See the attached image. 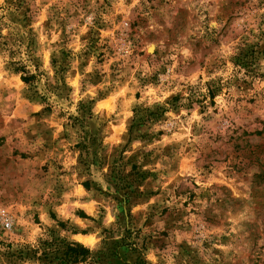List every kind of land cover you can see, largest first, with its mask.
<instances>
[{"label": "rangeland", "instance_id": "rangeland-1", "mask_svg": "<svg viewBox=\"0 0 264 264\" xmlns=\"http://www.w3.org/2000/svg\"><path fill=\"white\" fill-rule=\"evenodd\" d=\"M0 264H264V0H0Z\"/></svg>", "mask_w": 264, "mask_h": 264}, {"label": "trees", "instance_id": "trees-1", "mask_svg": "<svg viewBox=\"0 0 264 264\" xmlns=\"http://www.w3.org/2000/svg\"><path fill=\"white\" fill-rule=\"evenodd\" d=\"M30 77L23 78V81H28ZM65 259L72 263L86 262L89 258V251L77 244L67 245L65 251Z\"/></svg>", "mask_w": 264, "mask_h": 264}, {"label": "crops", "instance_id": "crops-1", "mask_svg": "<svg viewBox=\"0 0 264 264\" xmlns=\"http://www.w3.org/2000/svg\"><path fill=\"white\" fill-rule=\"evenodd\" d=\"M69 222L76 228V229H78V230H80V229H83V227H82V225L80 226L79 225V223H83V222H89V219H87V218H79V217H77V216H71V217H69ZM82 232L81 233H79V234H76V235H74L75 237H74V239H76V241H79V239H83V238H86V237H88V233H86V234H84L83 233V230H81ZM82 241V240H81Z\"/></svg>", "mask_w": 264, "mask_h": 264}, {"label": "built area", "instance_id": "built-area-1", "mask_svg": "<svg viewBox=\"0 0 264 264\" xmlns=\"http://www.w3.org/2000/svg\"><path fill=\"white\" fill-rule=\"evenodd\" d=\"M10 228H11L10 222L7 219L3 220V222H2V229L4 231H8V230H10Z\"/></svg>", "mask_w": 264, "mask_h": 264}, {"label": "bare ground", "instance_id": "bare-ground-1", "mask_svg": "<svg viewBox=\"0 0 264 264\" xmlns=\"http://www.w3.org/2000/svg\"><path fill=\"white\" fill-rule=\"evenodd\" d=\"M83 242V241H82ZM85 242V241H84Z\"/></svg>", "mask_w": 264, "mask_h": 264}]
</instances>
